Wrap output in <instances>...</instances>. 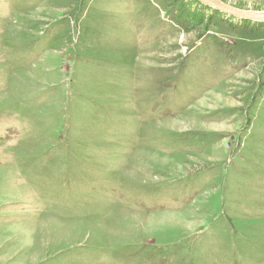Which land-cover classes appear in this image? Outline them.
Here are the masks:
<instances>
[{"label":"rangeland","instance_id":"obj_1","mask_svg":"<svg viewBox=\"0 0 264 264\" xmlns=\"http://www.w3.org/2000/svg\"><path fill=\"white\" fill-rule=\"evenodd\" d=\"M0 264H264V22L0 0Z\"/></svg>","mask_w":264,"mask_h":264},{"label":"water","instance_id":"obj_2","mask_svg":"<svg viewBox=\"0 0 264 264\" xmlns=\"http://www.w3.org/2000/svg\"><path fill=\"white\" fill-rule=\"evenodd\" d=\"M196 1H199L201 4L211 9H217L229 15H233V16L248 19V20L264 22V14L240 11L238 9H235L233 7H230L222 3L220 0H196Z\"/></svg>","mask_w":264,"mask_h":264},{"label":"trees","instance_id":"obj_3","mask_svg":"<svg viewBox=\"0 0 264 264\" xmlns=\"http://www.w3.org/2000/svg\"><path fill=\"white\" fill-rule=\"evenodd\" d=\"M175 20L177 21V24L178 25H181L182 24L179 18H175ZM181 26L183 27V25H181Z\"/></svg>","mask_w":264,"mask_h":264}]
</instances>
